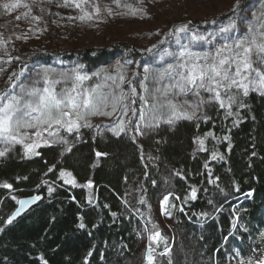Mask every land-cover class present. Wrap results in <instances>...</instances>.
<instances>
[{
	"label": "trees",
	"instance_id": "obj_1",
	"mask_svg": "<svg viewBox=\"0 0 264 264\" xmlns=\"http://www.w3.org/2000/svg\"><path fill=\"white\" fill-rule=\"evenodd\" d=\"M49 1V14L63 2ZM236 3L211 19L232 17L235 32L264 6V0H240L238 9ZM186 17L175 15L166 32L182 25L206 32L212 24ZM56 45L49 38L43 50L16 46L17 67L56 58L90 72L118 58L138 60L149 49L125 36L63 50ZM142 133L131 126L119 135L80 127L68 134L67 146L47 143L38 155L19 145L7 150L0 157V264H148L147 246L156 250L153 264H229L228 257L238 261L237 251L245 261L263 255L264 94L249 89L230 108L211 102L192 119ZM62 170L75 185L63 181ZM31 194L41 198L9 223L18 200ZM166 195L168 217L160 208Z\"/></svg>",
	"mask_w": 264,
	"mask_h": 264
},
{
	"label": "rangeland",
	"instance_id": "obj_2",
	"mask_svg": "<svg viewBox=\"0 0 264 264\" xmlns=\"http://www.w3.org/2000/svg\"><path fill=\"white\" fill-rule=\"evenodd\" d=\"M236 0H100V4L89 3L88 0H75V3H81L80 8H76L72 0H69L67 6H65V0L60 4H55L54 13L49 14L47 8L51 2L49 0H0V7L2 8L0 15V93L5 91L18 92L19 88H13V85H18L21 82L29 83V77H35L37 71H42L44 68L53 70L54 73L70 72L72 69H77L82 75L86 74L90 77L89 80L82 82L83 88H92L97 84L103 85L101 89L103 92H109L112 90L120 91L121 89L128 92L131 87L136 88V92L145 97H150V93L155 87H160L162 84L170 83L165 79L161 84H157L155 81V75L157 70H163L168 63H176V57H178L181 51V45L187 46V51L197 53L199 55L209 54L213 55L216 49L221 48L224 45L232 46L238 40L244 39L249 35L248 29L250 26H255L259 31L261 26L264 25V6L256 7L251 19H244L242 21L243 26L236 27L237 30L221 32L222 28L228 27L233 24L232 17L230 19H223L215 21L211 19L213 16L227 12L235 3ZM9 5V8H5L4 5ZM17 5V7H11V5ZM26 5V6H25ZM96 8H99V12H96ZM104 10V15L101 14V10ZM102 10V11H103ZM53 11V9H51ZM88 13L91 15V19H79L80 16ZM178 15V18L186 19V15L200 21L212 22L209 25L206 32H200L193 27L188 26L186 33H179L176 35H170L169 41L161 43L170 32L171 26L168 21ZM236 20V19H235ZM49 21L48 23H46ZM214 21V22H213ZM235 29V28H234ZM175 30V29H174ZM150 31V32H148ZM153 31V32H152ZM163 31V32H162ZM52 33L53 36H48ZM195 33L203 36L204 39L200 41L192 40L191 36ZM129 37L136 46L149 47L146 56L140 59H124L118 58L99 69L92 70L90 72H83L79 64L67 59L52 58L49 63L42 61H35L29 64H22L17 67V61L15 59L16 46L30 45L35 50H43L48 45L49 38L57 41L56 47L58 50L66 49L67 47H80L84 45H95L100 42L111 41L121 37ZM177 36H179V43H177ZM160 44V47L158 46ZM175 53L176 56H169L166 53ZM163 57V59H161ZM187 57H185L186 59ZM132 61V63H127ZM119 62V63H118ZM149 67V72L145 73L144 67ZM21 72L24 75H20ZM15 74V75H13ZM124 75L125 80L121 83L119 81V75ZM19 76V80L16 77ZM145 76L147 79L145 80ZM11 77V79H9ZM113 77V79H109ZM115 81V82H114ZM131 82V83H129ZM121 84V89L116 88V84ZM72 82L66 85H58V89L61 86L71 87ZM146 85L149 89L148 92H144L141 85ZM249 89H254L250 86ZM255 90L264 94V88L257 87ZM159 95V94H157ZM169 99L176 105V116L173 120L176 121L179 118L186 117L183 113L191 114L195 112V116L199 115L202 108L212 101L210 94L201 91V95L198 98L192 93L180 94L178 90H172ZM206 101L201 104L200 101ZM199 105V107H197ZM141 111H147L141 107V102L137 99L135 105ZM110 111V109H107ZM168 109L162 110L159 114L158 120L146 119L141 123V132L148 131L162 122L167 123ZM148 116L151 117L152 113L148 112ZM132 118L131 111L128 116L123 117L120 111L113 113L111 116H89L88 121L92 124L93 129L98 133L103 131L113 132L112 129L117 125L120 119L127 121ZM81 127L83 122H81ZM99 125V127H97ZM151 125V126H149ZM135 130V128H133ZM34 130L29 129L31 133ZM115 133V132H113ZM69 132L64 129H60L57 136L50 137L47 132L43 133L41 139L32 137L33 140H37V143L41 145L52 143L55 139L56 143H60L62 146H67L71 139L68 137ZM66 141V143L62 142ZM31 141H26L30 143ZM19 145L24 151V145ZM14 145H8L0 141V151L9 150ZM35 149V152H37ZM33 155V154H28ZM63 171V170H62ZM61 171V172H62ZM67 172V171H64ZM65 182V180L63 179ZM70 184V183H67ZM92 183L87 182L86 186ZM73 185V184H70ZM168 201L163 204L160 202L161 212L165 217L169 216L170 196ZM150 249L148 246L146 250ZM146 254V253H145ZM156 250L151 249L152 262L154 263V257ZM264 259L263 255H260L256 260H252V264H256L257 261ZM229 264H237V260L229 258ZM149 264V262H148ZM248 264V260L245 261Z\"/></svg>",
	"mask_w": 264,
	"mask_h": 264
},
{
	"label": "snow or ice",
	"instance_id": "obj_3",
	"mask_svg": "<svg viewBox=\"0 0 264 264\" xmlns=\"http://www.w3.org/2000/svg\"><path fill=\"white\" fill-rule=\"evenodd\" d=\"M72 2L76 8L81 7V3H75V0ZM68 3L69 0H65V6ZM240 6V0H237L235 7L238 9ZM4 7L9 8V5L5 4ZM11 7H17V5L14 4ZM96 12H99V8H96ZM86 18L91 19L92 17L88 13L79 17L81 20ZM235 26V24H231L220 31L227 32ZM187 31L188 26L182 25L176 27L175 31L170 32L169 35L186 33ZM248 32L249 35L244 39L238 40L232 46L224 45L216 49L213 55H199L189 52L186 45H181V51L176 57L177 62L168 63L163 70L156 71L155 81L158 85L165 79L169 80L170 83L155 87L150 93V97L138 94L135 87H131L128 92H125L121 89L120 83L116 84V88L121 89L118 92L115 90L103 92L101 90L103 85L101 84L90 89L83 88L82 82L89 80L90 77L86 74L82 75L77 69L60 73H54L48 68L37 71L34 78H28L29 83L21 82L18 85H13V88H19L18 92L5 91L0 93V141L8 145L22 144L26 155H38L35 152V149L40 146L37 140L42 138L44 132L55 138L60 129L69 133L74 130L78 131L82 126L81 122H83L84 127L91 128L92 124L88 121L89 116H111L117 111H120L123 117L128 116L129 111H131L132 117L137 119L135 122L132 118L127 121L120 119L112 129L113 132L119 135L131 126L135 128L137 133L143 134L140 127L141 123L149 118L158 120L159 114L164 109L169 110L167 123H174L176 105L169 99L172 90H178L180 94L190 92L198 98L203 91L210 94V99L218 102L221 108H230L232 104L236 103L238 93L242 92L243 95L247 96L250 86L254 89L257 87L264 88V25L259 31L255 26H250ZM191 39L200 41L204 37L193 33ZM177 43H179V36H177ZM166 55L176 56L175 53L171 52L166 53ZM185 57L187 58L185 59ZM127 63H132V61H127ZM144 71L148 73L149 67L145 66ZM20 75H24V73L21 72ZM16 79L19 80V76ZM109 79H113V77H109ZM146 79L147 76H145ZM124 80V75H119V81L122 83ZM69 82H72L71 87L61 86L58 89V85H66ZM141 87L144 92L149 91L146 85L142 84ZM137 99L140 100L141 107L147 111H141L135 107ZM205 102L200 101L201 104ZM148 112L152 113L151 117L148 116ZM183 115L192 119L195 112L183 113ZM29 129L34 130L31 135L28 132ZM32 137L37 138V140H33ZM29 140L31 142L26 143ZM52 142H56L55 139ZM62 142L66 143V141ZM44 143H48V141H44ZM199 143L203 146L204 141L200 140ZM7 150L6 148L0 151V157H4ZM67 150L70 151V148ZM99 155L101 154L97 153V156ZM213 158L215 159V154H213ZM60 177L65 180V183L75 185V179L70 172L62 171ZM88 186L91 187L90 184ZM3 187L11 188V185L4 184ZM51 191L52 189L49 188V192ZM195 195L196 190L192 189L191 197L194 199ZM34 199H39V197ZM168 199V196L164 197L161 205L162 211L164 210L163 204ZM143 202L141 200V203ZM18 203L24 206L30 201L20 200ZM16 214H19V209L14 215ZM168 214L170 215V213ZM10 222L11 218L9 219ZM80 226L83 227L84 225L81 224ZM159 235L157 232L152 239H156ZM261 235L264 237V233ZM236 256L239 258L237 264H245V259L240 257L239 251H237ZM253 258H248V264H252ZM147 259L151 264V249H149ZM256 264H264V260H259Z\"/></svg>",
	"mask_w": 264,
	"mask_h": 264
},
{
	"label": "water",
	"instance_id": "obj_4",
	"mask_svg": "<svg viewBox=\"0 0 264 264\" xmlns=\"http://www.w3.org/2000/svg\"><path fill=\"white\" fill-rule=\"evenodd\" d=\"M36 197H39V199H40L41 195L31 194V195H28V196L21 197L18 201L25 200V201H30V203H28V204H26L24 206H21L19 203H17V206L13 210L12 214L9 216L8 221H9L10 218H11V220H13V219L19 217L25 211H27L30 207H32L39 200V199H34ZM18 209H19V214L14 215L15 213H17ZM148 253H149V249L146 250V257L148 256Z\"/></svg>",
	"mask_w": 264,
	"mask_h": 264
},
{
	"label": "bare ground",
	"instance_id": "obj_5",
	"mask_svg": "<svg viewBox=\"0 0 264 264\" xmlns=\"http://www.w3.org/2000/svg\"><path fill=\"white\" fill-rule=\"evenodd\" d=\"M38 61H40V60H38ZM38 61H35V63L38 62ZM229 258H230V257H229Z\"/></svg>",
	"mask_w": 264,
	"mask_h": 264
}]
</instances>
